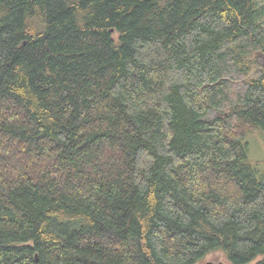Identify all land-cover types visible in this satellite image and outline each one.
Here are the masks:
<instances>
[{
	"label": "trees",
	"instance_id": "16d2710c",
	"mask_svg": "<svg viewBox=\"0 0 264 264\" xmlns=\"http://www.w3.org/2000/svg\"><path fill=\"white\" fill-rule=\"evenodd\" d=\"M251 131L258 0H0V264H264Z\"/></svg>",
	"mask_w": 264,
	"mask_h": 264
},
{
	"label": "rangeland",
	"instance_id": "374dc122",
	"mask_svg": "<svg viewBox=\"0 0 264 264\" xmlns=\"http://www.w3.org/2000/svg\"><path fill=\"white\" fill-rule=\"evenodd\" d=\"M258 4L264 7V0H258ZM247 143H248V151H247L248 159L250 161L264 162V134L261 131H251L247 136ZM259 169L263 170L264 166H259ZM205 262L228 264L224 255L221 252H216L208 255L200 264H203Z\"/></svg>",
	"mask_w": 264,
	"mask_h": 264
},
{
	"label": "water",
	"instance_id": "95a60500",
	"mask_svg": "<svg viewBox=\"0 0 264 264\" xmlns=\"http://www.w3.org/2000/svg\"><path fill=\"white\" fill-rule=\"evenodd\" d=\"M203 264H223V263H213V262H205Z\"/></svg>",
	"mask_w": 264,
	"mask_h": 264
}]
</instances>
